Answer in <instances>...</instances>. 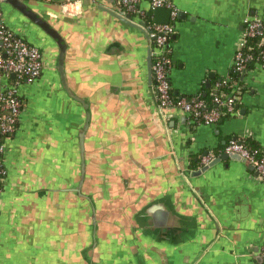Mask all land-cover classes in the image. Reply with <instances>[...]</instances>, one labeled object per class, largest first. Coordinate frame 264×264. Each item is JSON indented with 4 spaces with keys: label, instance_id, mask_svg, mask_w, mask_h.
I'll list each match as a JSON object with an SVG mask.
<instances>
[{
    "label": "crops",
    "instance_id": "1",
    "mask_svg": "<svg viewBox=\"0 0 264 264\" xmlns=\"http://www.w3.org/2000/svg\"><path fill=\"white\" fill-rule=\"evenodd\" d=\"M22 1L66 41L69 86L91 102L82 189L98 209L97 264H263L262 179L250 165L232 159L187 178L180 162L187 171L200 170L204 155L220 157L235 139L264 152V64L241 77L237 112L215 125L191 127L180 111L163 118L153 111L147 65L152 44L101 8L121 13L120 0ZM166 1L177 10L170 42L173 93L206 96L230 75L244 20L264 17V0ZM138 6L148 12L150 1ZM0 8L7 26L44 52L41 78L19 88L18 129L4 142L0 264H79L75 247L73 255L63 256L62 238L83 232L90 221L88 201L72 192L81 173L77 135L84 111L61 88L55 44L9 4L1 1ZM3 83L0 77V88ZM120 88V96L112 95ZM129 93L142 98L145 117L128 112ZM162 197L186 217L188 241L174 245V234L165 227L168 240L158 242L157 230L138 227L135 215Z\"/></svg>",
    "mask_w": 264,
    "mask_h": 264
},
{
    "label": "built area",
    "instance_id": "2",
    "mask_svg": "<svg viewBox=\"0 0 264 264\" xmlns=\"http://www.w3.org/2000/svg\"><path fill=\"white\" fill-rule=\"evenodd\" d=\"M139 2L140 0H120L121 14L125 17L130 15L133 23L142 26L153 46L152 70L160 109H182L188 114V123L191 127L215 125L224 116L237 112L236 102L243 94L244 87L238 82H233L235 92L232 95L227 94L224 88L229 86L230 76L214 84L210 100H206L202 95L191 98L174 95L170 80V70L173 66L170 42L175 34L173 23L177 17V10L169 1L151 0L147 12L139 8ZM157 8H167L171 11L169 24H158L154 20L147 21L149 15H153ZM133 18L140 21H135ZM243 27L231 66V71L241 77L252 68L264 64V17L248 16L244 20ZM43 70L42 49L13 32L5 23L0 8V77L4 80L0 88V201L4 195L7 177L3 159L4 142L15 135L22 114L19 88L24 82L30 83L40 79ZM225 153L239 155L245 163L254 167L255 172L264 182V152L262 150L249 149L242 141L235 139L226 145ZM214 159L212 153H207L201 159V166L209 165ZM260 257L264 264V240L260 247Z\"/></svg>",
    "mask_w": 264,
    "mask_h": 264
},
{
    "label": "water",
    "instance_id": "3",
    "mask_svg": "<svg viewBox=\"0 0 264 264\" xmlns=\"http://www.w3.org/2000/svg\"><path fill=\"white\" fill-rule=\"evenodd\" d=\"M4 3L9 4L11 7H13L20 15H22L26 21L32 25L38 28L42 33L49 39V41L53 42L55 44L57 49V56L54 68L58 74L59 81L61 88L65 95L72 100L75 103H78L84 111V120L82 126L78 130V142H79V151L81 154V173H80V179L78 182L77 187L75 189H72V192H74L78 197L84 198L88 201L89 209H90V221L89 225L87 226V229H85L83 232H80V230L77 231L76 234H74L72 237L67 234V236L63 237L62 239V247H63V256H67L69 258V255L67 251L70 253L74 251V247L77 249V261H79V264H97L96 262V253L100 244V238L99 230H100V223L97 216V205L95 201L93 200V197L91 194H86L83 192V185L86 179V145H85V138L87 135V132L89 130L91 121H92V111H91V102L88 98L81 97L78 94H76L71 87L69 86V82L67 79L66 69H65V54L68 48V45L66 41L61 37V35L58 34L56 29L51 25V23L47 20V18L40 17L37 13H34L27 7L26 3L22 0H1ZM151 1V0H149ZM103 11L107 12L111 16L115 17L116 19L133 26L134 28L138 29L140 32H142L146 39H148L147 32L143 29L142 26L133 23L130 19L131 16H123L121 13L118 12V9L115 8V11H111L108 9H105L101 7ZM183 13L181 12L179 14V17H181ZM170 17H171V11L167 8H157L153 12V18L154 21L158 24H169L170 23ZM150 42V41H149ZM111 49V47H110ZM106 53V51H101V54ZM109 53V52H108ZM112 54V53H111ZM147 65H148V73H149V87L148 91L152 98V102L154 105L155 113L163 118L164 116H170L175 111H180L181 113H184L185 115H188L186 112H184L182 109L179 108H171V109H160L157 98H156V84L154 82V76H153V59H152V51L151 47L149 48V54L147 57ZM244 77V76H243ZM242 77V78H243ZM14 78V76H12ZM121 89V90H120ZM116 89L112 95L120 96L122 88ZM129 101L130 105L132 106V110L128 111L129 113H132L137 118L145 117L147 110L144 105V102L141 99H138L137 95L129 93ZM228 159L232 160H238L243 161L245 163V160L241 159V157L237 154H223L220 157H217L214 159L209 165L201 168L197 171H187L183 167L182 161L180 162V170H182V175H184L187 178H194L202 175L207 170H209L211 167H214L216 164L226 161ZM250 169L255 171L253 166H250ZM68 191V190H67ZM195 198V196H193ZM165 197H162L160 199H157L147 205H145L134 217V220L136 221L138 227H142V225L145 227L144 229L146 231L153 232V230H157L160 233V237L154 236L156 241L158 242H166L168 240L166 237L162 235L164 231L170 229V233L174 234V239L172 240L174 242V245H179L183 242L188 241L189 239H185V233L188 231V226L185 225L186 223V217L182 216V214L177 213L172 207L171 203H168L169 206L164 202ZM196 202L198 203L200 208H204L201 204L199 199L196 197ZM207 215V213H206ZM169 218L171 219L169 224L167 222L169 221ZM165 229V230H164ZM87 236H86V234ZM150 237H152L150 235ZM153 239V238H152ZM173 244V243H172ZM65 259V258H63ZM260 261L263 263L262 259L260 258ZM61 264H66L64 261Z\"/></svg>",
    "mask_w": 264,
    "mask_h": 264
},
{
    "label": "trees",
    "instance_id": "4",
    "mask_svg": "<svg viewBox=\"0 0 264 264\" xmlns=\"http://www.w3.org/2000/svg\"><path fill=\"white\" fill-rule=\"evenodd\" d=\"M147 21H152V19L151 18H147ZM172 40V39H171ZM230 83H229V86H226L225 88H224V90H225V92L227 93V94H230V95H232V94H234V92H235V88L232 86V84H233V82H238L239 84H242L243 82L241 81V75H239V74H237V73H234L233 71H231V73H230ZM217 82V81H216ZM215 82V83H216ZM212 91V90H211ZM206 100H210L211 99V92H209V94H207L206 96H203ZM242 142H243V144L247 147V148H249V149H255V150H259V151H261V149H260V147L259 146H257V145H254V144H248V142H245V141H243L242 140ZM194 167V166H193Z\"/></svg>",
    "mask_w": 264,
    "mask_h": 264
}]
</instances>
